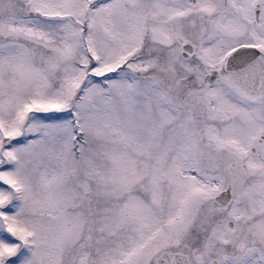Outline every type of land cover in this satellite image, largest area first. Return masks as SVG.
<instances>
[{
	"label": "snow or ice",
	"instance_id": "6c2138e0",
	"mask_svg": "<svg viewBox=\"0 0 264 264\" xmlns=\"http://www.w3.org/2000/svg\"><path fill=\"white\" fill-rule=\"evenodd\" d=\"M0 264H264V0H0Z\"/></svg>",
	"mask_w": 264,
	"mask_h": 264
}]
</instances>
